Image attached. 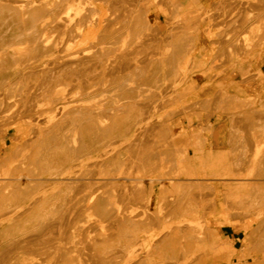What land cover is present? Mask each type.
Here are the masks:
<instances>
[{"label": "rangeland", "instance_id": "rangeland-1", "mask_svg": "<svg viewBox=\"0 0 264 264\" xmlns=\"http://www.w3.org/2000/svg\"><path fill=\"white\" fill-rule=\"evenodd\" d=\"M13 1L0 264H264V0Z\"/></svg>", "mask_w": 264, "mask_h": 264}, {"label": "bare ground", "instance_id": "bare-ground-1", "mask_svg": "<svg viewBox=\"0 0 264 264\" xmlns=\"http://www.w3.org/2000/svg\"><path fill=\"white\" fill-rule=\"evenodd\" d=\"M12 1H13V0H12ZM22 1H23V0H22ZM29 1H30V0H29ZM57 1H58V0H57ZM64 1H66V0H64ZM68 1H69V0H68ZM0 2H1V1H0ZM3 2H4V0H3ZM3 2H2V3H3ZM8 2H9V1H8ZM14 2H16V0L13 1V3H14ZM19 2H21V1H19ZM26 2H28V1H26ZM31 2H32V1H31ZM75 2H76V0H75ZM75 2L72 0L71 3H70V2L67 3V4H69V6H68V5H66V6H67L69 9L73 7L72 10H73V12L75 13L74 15H75V16L77 15V17L80 19V18H82V17H79V16H81L80 14H82V12H83V11H80V10H81L80 7H84V6H82V5H83L82 3H84V2H82V1H80V0L77 1L76 3H75ZM81 2H82V3H81ZM2 3H0V6H1V7H2ZM9 3H10V2H9ZM28 3H30V2H28ZM32 3H33V2H32ZM4 4H5V2H4ZM6 4H7V3H6ZM6 4H5V6H6ZM10 4H11V3H10ZM17 4H18V2L15 3L14 6H11V10H10V11H12V8L15 7V5H17ZM21 4H22V2H21L20 4H18V5H21ZM30 4H31V3H30ZM64 4H65V2H64ZM64 4H63V5H64ZM111 4H112V3H111ZM113 4H114V3H113ZM7 5H8V4H7ZM44 5H45V4H44ZM57 5H58V3H57ZM80 5H81V6H80ZM115 5H116V4H115ZM115 5H114V6H115ZM5 6L3 5V7H5ZM8 6H9V5H8ZM30 6H31V5H30ZM35 6H36V5H35ZM38 6H39V5H38ZM55 6H56V5H55ZM60 6H61V5H60ZM64 6H65V5H64ZM111 6H112V5H111ZM28 7H29V6H28ZM31 7H32V6H31ZM39 7H42V6L40 5ZM39 7H38V8H39ZM44 7H46V6H44ZM44 7H43V8H44ZM47 7H48V6H47ZM16 8H17V7H16ZM19 8H20V7H19ZM19 8H18V10L20 11L21 9H19ZM29 8H30V7H29ZM2 9H3V8H2ZM5 9H6V8H5ZM7 9H8V8H7ZM45 9H46V8H45ZM48 9H49V8H48ZM84 9H85V8H84ZM86 9H87V8H86ZM8 10H9V9H8ZM18 10H16V11H18ZM36 10H39V9L36 8ZM50 10H51V9H50ZM56 10H58V9L56 8ZM88 10H89V9H87V11H88ZM19 11H18V12H19ZM21 11H22V10H21ZM59 11L61 12L62 10L59 9ZM41 12H42V11H41ZM45 12H46V11H45ZM47 12H48V11H47ZM50 12H51V11H50ZM80 12H81V13H80ZM84 12H86V11H84ZM6 13H7V12H6ZM9 13H10V12H9ZM24 13H25V12H24ZM56 13H57V12L55 11V14H56ZM58 13H59V12H58ZM26 14H27V13H26ZM33 14H34V13H33ZM33 14H32V15H33ZM38 14H39V13H38V11H37V15H38ZM43 14H45V13H43ZM59 14H61V13H59ZM85 14H86V13H85ZM45 15H46V14H45ZM48 15H49V14H48ZM82 15H84V13H83ZM86 15H87V14H86ZM86 15H85V16H86ZM26 16H27V15H26ZM42 16H43V15H42ZM42 16H41V17H42ZM46 16H47V15H46ZM51 16H52V15H51ZM61 16H62V15H61ZM41 17H40V18H41ZM43 17H44V16H43ZM55 17H56V15H55ZM77 17H76V19H77V21H78V23H79L80 20H78ZM87 17H89V14H88ZM9 18H10V17H9ZM15 18H16V17H15ZM18 18H19V17H18ZM21 18H22V16H21ZM21 18H20V19H21ZM30 18H31V17H30ZM44 18H45V17H44ZM62 18H64V17H62ZM85 18H86V17H85ZM12 19H13V18H12ZM24 19H25V17H24ZM31 19H32V18H31ZM59 19H60V18H59ZM65 19H66V17H65ZM65 19H64V20H65ZM83 19H84V17H83ZM87 19H88V18H87ZM205 19H206V18H205ZM205 19L203 18V20H205ZM4 20H5V19H4ZM6 20H7V19H6ZM16 20H17V19H16ZM25 20H27V19H25ZM28 20H29V19H28ZM36 20H38V19H36ZM53 20H54V18H53ZM81 20H82V19H81ZM179 20H180V19H179ZM18 21H19V20H18ZM21 21H22V20H21ZM32 21H33V20H32ZM38 21H39V20H38ZM50 21H51V20H50ZM60 21H61V20H60ZM62 21H63V20H62ZM75 21H76V20H75ZM83 21H84V20H83ZM83 21L80 22L79 24L84 23ZM87 21H88V20H87ZM87 21H86V19H85V23H86ZM11 22H12V21H11ZM53 22H54V21H53ZM69 22H70V21H69ZM90 22H91V21H89V24H91ZM30 23H32V22H30ZM38 23H39V22H38ZM46 23H47V22H46ZM51 23H52V22H51ZM60 23H61V22H60ZM75 23H76V22H75ZM85 23H84V25H85ZM17 24H18V23H17ZM20 24H22V23H20ZM32 24H33V23H32ZM36 24H37V22H36ZM52 24H53V23H52ZM54 24H55V23H54ZM62 24H63V22H62ZM62 24H60V25H62ZM65 24H66V23H65ZM67 24H68V21H67ZM92 24H93V22H92ZM30 25H31V24H30ZM34 25H35V24H34ZM56 25H57V27H58V24H56ZM76 25H77V23H76ZM76 25H74V26H76ZM84 25L82 24L83 27H84ZM86 25L89 26L88 24H86ZM86 25H85V26H86ZM31 26H32V25H31ZM47 26H48V25H47ZM62 26H64V24H63ZM66 26H67V25H66ZM70 26L72 27L73 25H70ZM78 26H79V25H78ZM82 26L80 25L81 28L79 27V31H78L79 33H80L81 30H83V29H82ZM29 27H30V26H29ZM54 27H55V26H54ZM60 27H61V26H60ZM64 27H65V26H64ZM64 27H63V28H64ZM76 27H77V26H76ZM76 27H75V28H76ZM66 28H67V27H66ZM33 29H34V27H33ZM73 29H74V28H73ZM73 29H72V30H73ZM77 29H78V28H77ZM197 29H198V28H197ZM5 30H6V29H5ZM62 30H63V29H62ZM67 30H68L67 33H71V34H72V32H69V29H67ZM67 30H66V31H67ZM74 30H75V29H74ZM35 31H36V30H35ZM70 31H71V28H70ZM4 32H5V31H4ZM21 32H22V31H21ZM31 32H32V31H31ZM33 32H34V31H33ZM64 32H65V30H64ZM78 32H77V33H78ZM26 33H27V32H26ZM26 33H25V35H27ZM28 34H29V33H28ZM41 34H42V36H43V32H42ZM63 34H64V33H63ZM89 34H90V35H89ZM91 34H92L91 31H89V29H88V31L85 32L84 35H82L81 40L78 42L79 45H77V46H81V44H85V41H87V40L89 39V37L91 36ZM22 35H23V33H22ZM25 35H23L22 37H24ZM29 35H30V34H29ZM76 35H78V36H74L73 38H77V37H79L80 34H76ZM68 36H69V34H68ZM0 37H1V36H0ZM19 37H20V36H19ZM35 37H36V36H35ZM69 37L72 38L71 35H70ZM25 38H26V36H25ZM27 38H28V37H27ZM39 38H40V37H39ZM42 38H43V37H42ZM44 38H45V37H44ZM73 38H72V39H73ZM95 38H96V37H95ZM226 38H227V37H226ZM226 38H225V39H226ZM22 39H23V38H22ZM37 39H38V38H37ZM69 39H70V38H69ZM14 40H15V39H14ZM38 40H39V39H38ZM75 40H76V39H75ZM70 41H71V40H70ZM30 42H31V40H30ZM35 42H36V41H35ZM37 42H38V41H37ZM39 42H40V41H39ZM41 42H42V41H41ZM71 42H74V41H71ZM83 42H84V43H83ZM23 43H24V42H23ZM0 44H1V42H0ZM34 44H36V43H34ZM37 44H38V43H37ZM74 44H75V42H74ZM41 45H42V44H41ZM261 45H262V44H261ZM4 47H5V46H4ZM17 49H18V48H17ZM2 50H3V49H2ZM44 50H45V49H44ZM85 50H86V49H85ZM89 50H91V49H89ZM82 51H83V50H82ZM166 51H167V50H166ZM79 53H81V52H79ZM77 54H78V53H77ZM84 54H85V55H88V54H86V51L82 53L83 57H84ZM92 54L94 55V53H92ZM97 54H99V52H97L96 55H97ZM72 56H73L72 54H71V57L69 56V60H71V61H72L73 57H75V56H73V57H72ZM80 56H81V54H80ZM94 56H95V55H94ZM97 56H99V55H97ZM10 57H11V56H10ZM77 57H78V56H77ZM62 58H63V57H62ZM78 58H79V57H78ZM78 58H76V59H77V60H80V58H79V59H78ZM99 58H100V57H99ZM1 59H2V58H1ZM11 59H13V58L11 57ZM63 59L65 60V58H63ZM76 59H75V60H76ZM16 60H17V59H16ZM18 61H19V60H18ZM21 61H22V60H21ZM66 61H67V60H66ZM83 61H84V60H81L80 63H83ZM3 62H4V61H3ZM19 62H20V61H19ZM22 62H23V61H22ZM61 62H62V61H61ZM68 62H69V61H68ZM90 62H91V60H90ZM102 62H103V61H102ZM14 63H17V62L14 61ZM46 63H47V62H46ZM53 63H55V62L53 61ZM56 63L58 64L57 61H56ZM59 63H60V62H59ZM77 63H78V62H77ZM100 63H101V62H100ZM4 64H5V63H4ZM60 64H61V63H60ZM63 64H64V63H63ZM69 64H70V63H69ZM69 64H68V65H69ZM71 64H72V63H71ZM86 64H87V62L85 63V65H86ZM93 64H94V63H93ZM95 64H96V63H95ZM102 64H103V63H102ZM102 64H101V66H102ZM104 64H105V63H104ZM15 65H16V64H14V66H15ZM44 65H45V64H44ZM54 65H56V64H54ZM64 65H65V64H64ZM73 65H74V64H73ZM75 65H77V64L75 63ZM78 65H79V63H78ZM80 65H81V64H80ZM83 65H84V64H83ZM83 65H82V68H83ZM91 65H92V64H91ZM99 65H100V64H99ZM22 66H23V65H22ZM70 66H71V65H70ZM54 67H55V66H54ZM62 67H63V66H62ZM62 67H61V69H62ZM84 67H85V66H84ZM99 67H100V66H99ZM102 67H103V66H102ZM33 68H34V67H33ZM67 68H69V67L67 66ZM70 68H71V67H70ZM70 68H69V70H70ZM77 68H78V66H77ZM86 68H87V67H86ZM86 68H83V69L86 70ZM93 68H95V67H93ZM93 68H92V69H93ZM97 68H98V67H97ZM6 69H7V68H6ZM8 69H9V68H8ZM58 69H59V68H58ZM73 69H74V68H73ZM73 69H72V71H73ZM88 69H89V67H88ZM42 70H43V69H42ZM45 70H46V69H45ZM48 70L50 71V69H48ZM62 70H63V69H62ZM79 70H82V69L79 68ZM0 71H1V70H0ZM5 71H6V70H5ZM8 71H9V70H8ZM40 71H41V70H40ZM64 71H65V70H64ZM74 71H75V70H74ZM76 71H78V70H76ZM82 71H83V70H82ZM94 71H95V70H94ZM2 72H3V71H2ZM16 72H17V71H16ZM19 72H20V71H19ZM44 72H45V71H44ZM46 72H47V71H46ZM70 72H71V70H70ZM79 72H80V71H79ZM79 72H78V73H79ZM84 72H85V71H84ZM84 72H83V73H84ZM90 72H91V71H90ZM97 72H98V71H97ZM73 73H74V72H73ZM80 73H81V72H80ZM93 73H94V72H93ZM95 73H96V71H95ZM100 73H101V72H100ZM16 74H18V73H15V75H16ZM44 74H45V73H44ZM48 74H49V73H48ZM55 74H56V73H55ZM57 74H58V73H57ZM67 74H68V73H67ZM42 75H43V73H42ZM84 75H85V74H84ZM87 75H88V74H87ZM97 75H98V74H96V76H97ZM48 76H49V75H48ZM86 77H88V76H86ZM103 77H104V76H103ZM103 77H102V79H103ZM46 78H47V77H46ZM58 78H59V77H58ZM49 79H50V78H49ZM91 79H92V78H91ZM96 79H97V78H96ZM99 80H100V79H99ZM99 80H98V81H99ZM46 81H47V80H46ZM87 81H88V80H87ZM54 82H55V81H54ZM9 85H10V84H9ZM58 85H59V84H58ZM54 86H55V85H54ZM5 87H6V86H5ZM86 87H87V86H86ZM52 90H53V89H52ZM49 91L51 92V90H49ZM50 92H49V95H52L53 93H52V92L50 93ZM223 92H224V91H223ZM43 93H44V92H43ZM45 94H46V93H45ZM47 95H48V94H47ZM40 96H42V94H41ZM45 97L48 98L49 96H45ZM45 97H44V98H45ZM51 97H52V96H51ZM57 97H58V96H57ZM46 98H45V100H43V101H45V102L48 101V100H46ZM231 98H232V97H231ZM37 99H38V98H37ZM48 99H50V97H49ZM40 100H41V99H40ZM55 100H56V98H55ZM60 100H61V99H60ZM53 101H54V100H53ZM32 102H34V101H32ZM32 102H31V103H32ZM38 102H39V101H38ZM55 102H56V101H55ZM61 102H62V101H61ZM42 103H43V102H42ZM50 103H51V102H50ZM56 103H57V102H56ZM34 104H35V103H34ZM44 104H45V103H44ZM48 104H49V103H48ZM51 104H52V103H51ZM41 105H42V104H41ZM33 106H34V105H33ZM62 106H63V105H62ZM64 106H66V105H64ZM35 107H36V106H35ZM35 107H34V108H35ZM66 107H67V106H66ZM59 108H60V107H59ZM77 108H78V107H77ZM81 108H82V107H81ZM33 110H34V109H33ZM37 110H38V108H37ZM59 110H60V109H59ZM61 110H62V109H61ZM74 110H75V109H74ZM89 110H90V109H89ZM55 111H56V110H55ZM62 111H63V110H62ZM80 111H81V110H80ZM59 112H60V111H59ZM65 112H66V111H65ZM67 112H68V111H67ZM70 112H71V111H70ZM55 113H56V112H55ZM87 113H88V112H87ZM95 113H96V112H95ZM58 114H60V113H58ZM68 114H69V113H68ZM75 114H76V113H75ZM83 114H84V113H83ZM93 114H94V113H93ZM97 114H98V113H97ZM97 114H95V116L98 117ZM50 115H51V114H50ZM69 115H70V114H69ZM76 115H77V114H76ZM61 116H62V115H61ZM63 116H64V114H63ZM63 116H62V117H63ZM65 116H66V113H65ZM77 116H78V115H77ZM81 116H83V115H81ZM84 116H85V115H84ZM49 117H50V116H49ZM62 117H61V118H62ZM100 117H101V116H100ZM52 118H53V117H52ZM54 118H55V115H54ZM89 118H91V117H90L89 115H87V119H89ZM102 118H106V117H103V116H102ZM47 119H48V116H47ZM79 119H80V118H79ZM84 119H86V118H84ZM107 119H108V118H107ZM57 120H58V119H57ZM61 120H62V119H61ZM46 121L48 122L49 120H46ZM46 121H44V122L46 123ZM55 121H56V120H55ZM80 121H83V120H80ZM88 121H89V120H88ZM96 121H97V120H96ZM98 121H99V120H98ZM42 122H43V121H42ZM49 122H50V121H49ZM49 122H48V123H49ZM61 122H62V121H61ZM78 122H79V121H78ZM83 122H84V121H83ZM85 122H87V121H85ZM113 122H114V121H113ZM51 123H52V122H51ZM57 123H58V122H57ZM87 123H88V122H87ZM100 123H101V122H100ZM114 123H115V122H114ZM46 124H47V123H46ZM83 124H84V123H83ZM117 124H118V123H117ZM47 125H48V124H47ZM47 125H46V126H47ZM88 125H89V124H88ZM51 126H53V125H51ZM51 126H50V128H52ZM54 126H57V125L55 124ZM58 126H59V125H58ZM111 126H114V125H111ZM115 126H116V123H115ZM59 127H60V126H59ZM100 127H101V126H100ZM50 128H49V129H50ZM76 128H77V127H76ZM84 128H85V127H84ZM115 128H116V127H115ZM40 129H41V128H40ZM49 129H48V130H49ZM95 129H96V128H95ZM41 130H42V129H41ZM43 130H44V128H43ZM43 130H42V133H40V134H43V133L45 134V130H44V132H43ZM48 130H47V131H48ZM54 130H55V129H54ZM58 130H59V129H58ZM88 130H89V128H88ZM91 130H92V129H91ZM101 130H102V129H101ZM105 130L108 131L107 129H105ZM111 130H112V129H111ZM47 131H46V132H47ZM84 131H85V130H84ZM54 132H55V131H54ZM60 132H61V130H60ZM93 132H94V131H93ZM110 132H111V131H110ZM35 133H36V132H35ZM55 133H57V132H55ZM55 133H51V134L56 135ZM75 133H76V132H75ZM86 133H87V132H86ZM97 133H98V132H97ZM40 134H39V135H40ZM99 134H100V133H99ZM101 134H102V133H101ZM103 134H104V133H103ZM108 134H109V132H108ZM54 135H51V137L54 136ZM73 135H74V134H73ZM94 135H95V134H94ZM104 135H105V134H104ZM87 136H88V135H87ZM102 136H103V135H102ZM102 136H101V137H102ZM105 136H106V135H105ZM41 137H42V135H41ZM97 138H98V137H97ZM88 139H89V138H88ZM46 140H47V139H46ZM93 140H95V139H93ZM89 142H91V141H89ZM91 143H92V142H91ZM98 144H99V143H98ZM90 145H91V144H90ZM104 145H105V144H104ZM93 147H94V146H93ZM98 148H99V146H98ZM46 149H47V148H46ZM86 149H87V148H86ZM87 150H88V149H87ZM103 154L105 155V154H107V153H103ZM104 155H103V156H104ZM98 158H99V157H98ZM100 159H102V158H100ZM101 163H102V162H101ZM80 166H81V165H80ZM175 171H176V170H175ZM63 173H64V172H63ZM172 173H174V172H172ZM172 173H171V174H172ZM115 176H116V175H115ZM115 176L112 177V178L114 179ZM115 179H116V178H115ZM242 180H243V179H242ZM105 181H106V180H105ZM137 181H138V180H137ZM102 182H103V181H102ZM105 183H107V182H105ZM108 183H109V181H108ZM98 184H99V183H98ZM136 184H137V183H136ZM136 184H135V185H136ZM197 184H198V183H197ZM137 186H139V185H137ZM140 186H142V185H140ZM196 186H197V185H196ZM205 187H206V186H205ZM134 188H135V186H134ZM198 188H199V187H198ZM200 188H201V187H200ZM200 188H199V189H200ZM201 189H202V188H201ZM224 193H225V192H224ZM228 194L230 195L231 192L228 191ZM233 204H234V203H233ZM193 211H194V210H193ZM116 216H117V215H116ZM201 216H202V214H201ZM199 217H200V216H199ZM186 219H187V218H186ZM182 220H183V218H182ZM188 220H189V219H188ZM198 222H199V221H198ZM203 222H204V221H203ZM196 223H197V222H196ZM198 224H199V223H198ZM165 225H166V224H165ZM184 225L186 226V223H185ZM191 225H193V224H191ZM191 225H190V226H191ZM185 226H183V227H185ZM194 226L197 227L198 225H194ZM188 227H189V224H188ZM196 227H194V228L191 227V228L195 229ZM198 227H199V226H198ZM198 227H197V231L195 230V231H196V233H195L196 235H198V234L200 233V231H198V230H199ZM202 227H203V226H202ZM185 228H187V226H186ZM187 229H188V228H187ZM200 229H201V228H200ZM202 229H203V228H202ZM202 229H201V230H202ZM197 232H199V233H197ZM192 233L194 234L193 231H192ZM192 233H191V234H192ZM195 234H194V235H195ZM199 235H200V234H199ZM197 238H199V237H197ZM179 243H180V242H179ZM144 244H145V243H144ZM181 245H182V244H181ZM150 246H151V245H150ZM152 246H153V245H152ZM182 246H183V245H182ZM186 246H187V245H186ZM180 247H181V246H180ZM187 247H188V246H187ZM191 247H192V246H191ZM150 248H151V247H150ZM181 248H182V247H181ZM128 249H130V248H128ZM181 250H182V249H181ZM128 251H129V250H128ZM181 252H182V251H181ZM188 252H189V251H188ZM129 253H130V251H129ZM183 254H184V252H182V255H183ZM180 260H181V259H180ZM192 260H193V259H192ZM195 260H196V259H195ZM178 262H179V261H178ZM193 262H194V261H193ZM190 263H191V262H190Z\"/></svg>", "mask_w": 264, "mask_h": 264}, {"label": "crops", "instance_id": "crops-1", "mask_svg": "<svg viewBox=\"0 0 264 264\" xmlns=\"http://www.w3.org/2000/svg\"><path fill=\"white\" fill-rule=\"evenodd\" d=\"M216 0H200L201 3H204L205 5H209L213 2H215ZM202 46L206 47L207 44L204 43L202 44ZM242 92L246 93L248 91V89L246 88H240ZM222 228H225V227H222ZM223 236L231 239L233 241V244H235L236 241H238V237L236 236V234L238 233L237 231H234L233 229H226L225 228V231L222 232Z\"/></svg>", "mask_w": 264, "mask_h": 264}, {"label": "built area", "instance_id": "built-area-1", "mask_svg": "<svg viewBox=\"0 0 264 264\" xmlns=\"http://www.w3.org/2000/svg\"><path fill=\"white\" fill-rule=\"evenodd\" d=\"M251 262L252 261L251 260L248 261V259L240 260V261H238L237 259H233L232 264H252Z\"/></svg>", "mask_w": 264, "mask_h": 264}]
</instances>
